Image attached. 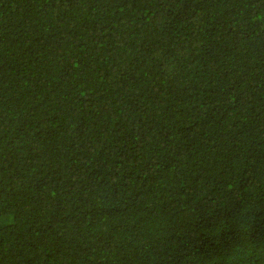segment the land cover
Returning a JSON list of instances; mask_svg holds the SVG:
<instances>
[{"label":"trees","instance_id":"trees-1","mask_svg":"<svg viewBox=\"0 0 264 264\" xmlns=\"http://www.w3.org/2000/svg\"><path fill=\"white\" fill-rule=\"evenodd\" d=\"M0 264H264V0H0Z\"/></svg>","mask_w":264,"mask_h":264}]
</instances>
